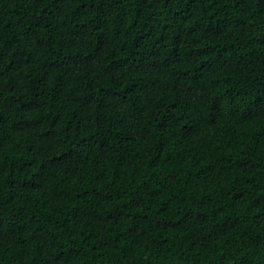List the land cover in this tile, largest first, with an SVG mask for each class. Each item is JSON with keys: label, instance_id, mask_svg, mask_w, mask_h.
I'll list each match as a JSON object with an SVG mask.
<instances>
[{"label": "trees", "instance_id": "trees-1", "mask_svg": "<svg viewBox=\"0 0 264 264\" xmlns=\"http://www.w3.org/2000/svg\"><path fill=\"white\" fill-rule=\"evenodd\" d=\"M0 264H264V0H0Z\"/></svg>", "mask_w": 264, "mask_h": 264}]
</instances>
